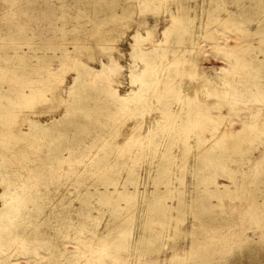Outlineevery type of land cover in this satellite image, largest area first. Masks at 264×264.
<instances>
[{
	"label": "rangeland",
	"instance_id": "374dc122",
	"mask_svg": "<svg viewBox=\"0 0 264 264\" xmlns=\"http://www.w3.org/2000/svg\"><path fill=\"white\" fill-rule=\"evenodd\" d=\"M171 50H186L201 78L175 63L161 71ZM237 71L258 75L250 94ZM158 73L199 88L219 131L264 119V0H0V264H264V208L252 207L263 201L264 125L213 148L218 129L198 108L196 129L176 136L171 121L137 139L160 106L190 108L150 91L135 104L128 89L162 86ZM218 77L241 95L207 97ZM129 126L139 144L124 147Z\"/></svg>",
	"mask_w": 264,
	"mask_h": 264
},
{
	"label": "bare ground",
	"instance_id": "6f19581e",
	"mask_svg": "<svg viewBox=\"0 0 264 264\" xmlns=\"http://www.w3.org/2000/svg\"><path fill=\"white\" fill-rule=\"evenodd\" d=\"M213 1V0H212ZM16 2V0H13V3H15ZM216 2V0H214V3ZM172 12V11H171ZM227 15H228V13H227ZM232 16V14L230 13L229 15H228V18L226 19V21L227 20H229L230 19V17ZM169 17H170V19H169V21L171 22V24L170 25H172V27H176L175 26V23L177 22V20H178V16H176V14L174 15V14H169ZM168 21V22H169ZM217 21H219V20H217ZM230 22L229 23H232L233 22V20H229ZM235 21V20H234ZM169 22V23H170ZM177 24V23H176ZM166 28L163 30V34H169L170 33V31H169V25H167V26H165ZM204 34H205V32H204ZM159 35H160V33H159ZM199 37V36H198ZM202 38V37H201ZM163 39V38H162ZM167 41V40H166ZM129 42H130V40H129ZM157 42V41H156ZM169 42H170V40H169ZM190 42V41H189ZM195 42V41H194ZM130 44H131V42H130ZM154 45V44H153ZM155 46V45H154ZM166 46V45H165ZM196 46V45H195ZM245 46V45H244ZM152 47V46H151ZM156 47V46H155ZM45 48H50L51 50L53 49V50H55V49H58L59 48V46H55V45H49V44H47L46 45V47ZM153 48V47H152ZM158 48V47H157ZM156 48V49H157ZM197 49V48H196ZM245 49V48H244ZM138 52H140V53H137L138 54V59H140V61H142V59H144V60H146V59H148V58H151L150 57V54L149 53H145L144 51H143V49H140V48H138ZM153 50V49H152ZM151 50V51H152ZM154 51H156V50H154ZM153 52V51H152ZM194 52V51H193ZM169 53H172L173 55V58H172V60H170V59H168V58H165V57H163L162 58V60L160 61V63L161 62H163L162 63V65H163V67H162V70L161 71H163V69H165V66L166 67H169L170 65H172L173 63H175V65L178 67V66H181L182 67V69H183V71H186L185 73L189 76V78H191L192 80L195 78V77H197V78H201V75H202V73H199L198 71H197V63H196V61H194V60H188L186 57H185V54L187 53V51L185 50V51H183V52H179V54L178 55H176L177 54V51H172L171 50V52H169ZM182 54V55H181ZM190 54H192L191 52H190ZM195 57V56H194ZM63 58H67L66 56H63ZM68 59V58H67ZM201 59V58H200ZM254 60V59H253ZM201 61V60H200ZM238 61H239V63L241 64V60L240 59H238ZM245 60V58L242 60V66H243V64H245L246 62H248V61H246ZM263 61V60H262ZM159 63V64H160ZM200 63V62H199ZM249 63L251 64V65H253L252 63H251V61H249ZM248 64V63H247ZM249 65V64H248ZM241 66V65H240ZM242 66H241V69H242ZM160 67V66H159ZM175 68V67H174ZM153 70V69H152ZM173 70V69H172ZM199 70H201V69H199ZM149 70L148 69H146V67L145 68H142V70H139V72L137 73V75H136V79L138 80V81H140L145 75H146V73L148 72ZM160 71V72H161ZM169 71V70H168ZM214 71H218L217 69H215ZM159 72V71H158ZM159 72V73H160ZM159 73H158V75H159ZM184 73V72H183ZM244 73V71L243 72H240V71H237V74H239L240 76H243L242 78H239L236 82V84L237 85H241V86H245L246 85V87L244 88L245 89V91H243L244 93H248V94H250V92L252 91V90H249V88H251V86H252V88H253V86H255L256 88L258 87V83H257V80H258V75L257 74H243ZM169 74V73H168ZM157 76V75H156ZM185 76V75H184ZM187 76V77H188ZM159 78L157 79V77H156V79H157V81H159V80H161V84H162V86L160 85V83H149V82H139V83H137V84H135V86L134 87H131V89L129 88L128 89V94L129 95H131L134 91V94L136 93V96L137 97H135V98H137L136 100H135V104L136 105H138V104H140V103H142V102H145V100H146V98L148 97V95H150L149 93L151 92V95H153L156 99H160V98H164V96H167V98H171V99H175V100H177V101H179V102H182L183 103V108H185V107H187V106H189L190 108H189V110H187V111H180V109H177V110H175V111H168L167 112V110H166V108L165 107H162V106H160L159 107V110H160V114H158V117H155V119L153 120V122H151L150 123V125L146 128V130H145V132L141 135V137H138L137 139H149L150 140V138L151 137H154V134H155V132H157V130H159V129H161V127L164 125V124H166V122H170L171 124H172V122H174L175 123V127H174V130H173V132H175L176 133V136H177V134H182L183 132H186L187 130L189 131L190 129H196V127L198 126L199 127V125H198V121L200 120L199 118H198V115H197V109L198 108H200V109H204V108H206V109H204V111H205V116L207 117V120L208 121H210V123H212L213 122V124H215V127L217 128V127H219V125L221 126L222 124H220L221 122H220V120H219V118H221V116L219 117V116H216L215 117V119L213 118V117H210L209 116V114H208V112H210V110L212 109L211 107H208V106H206L205 104H203V102H201V101H199V100H197L196 98H195V92L196 91H198L199 90V88H193L190 92H189V90H190V88H189V90L187 91H185L184 89H181V87H178V88H174L175 87V85H174V82H173V80L170 78V76H168V75H159L158 76ZM185 78V77H184ZM197 78L195 79V80H197ZM187 79V78H186ZM188 80H190V79H188ZM200 80H202V79H200ZM189 82V81H188ZM231 83H233V81L232 80H228V79H223L222 77H218L217 78V80H216V82H215V84H213L212 86H211V88H212V90H211V93L210 94H207L206 96L207 97H209V96H211V95H213V94H215V97H217V98H225L227 95H233V97L235 98V97H238L239 95H241V93H239L238 92V90H237V88L236 87H231ZM177 84V83H176ZM192 85V84H191ZM259 85L261 86V84H260V82H259ZM185 87V86H184ZM192 87V86H191ZM186 88V87H185ZM249 90V91H248ZM254 90V89H253ZM258 90V89H257ZM150 91V92H149ZM172 92V93H171ZM186 92V93H185ZM261 91H259L258 90V93H260ZM171 93V94H170ZM192 93L194 94V100H196L195 101V103H191L192 105H190L189 104V101H192L193 99L191 98V95H192ZM255 93H257V92H255ZM163 95V96H160V95ZM170 94V95H169ZM247 94V95H248ZM39 95H42L40 92L38 93V91H35V92H33L32 93V95H31V98H29L28 100H30V101H33V100H39L40 99V96ZM169 95V96H168ZM229 95V96H230ZM125 96L127 97V99L128 98H130V96H128L126 93H125ZM228 96V97H229ZM256 97V96H255ZM254 97V98H255ZM43 98V97H42ZM134 98V99H135ZM259 98H261V97H259ZM258 98V99H259ZM228 99V98H227ZM186 100V101H185ZM257 100V99H256ZM255 100V101H256ZM258 101V100H257ZM260 102H262L261 101V99L259 100ZM258 101V102H259ZM157 102V101H156ZM164 102V101H163ZM259 102V103H260ZM133 103V102H132ZM164 105H165V103H163ZM262 104V103H261ZM162 105V104H161ZM163 105V106H164ZM203 111V112H204ZM199 112V111H198ZM204 115V114H203ZM260 115H262V114H258V113H256V115H253V118H254V120H255V118H256V120L255 121H252V122H250V123H248V124H243L242 125V127L240 128V129H238V130H235V131H228L226 128H223V129H221L223 126H221V132L219 131V129H218V133L219 134H217V137L215 138V136H213L215 139H220L221 138V141H217V140H215V139H213V137H211L210 139H208V138H206V139H204V141H203V145L205 144V140H206V142L208 143V141L209 140H212V145H214L213 146V148H224V146H226L225 145V142L223 143V140L224 139H228V138H234V137H236L238 134L240 135V133H242V132H245L246 130H247V132L250 130V129H252L254 126H257L258 125V123L259 124H261V125H264V119H262V120H260V118H258V116H260ZM204 116V117H205ZM172 121V122H171ZM178 123H180L179 125H178ZM168 124V123H167ZM177 124V125H176ZM152 125V126H151ZM211 126V125H210ZM214 127V128H215ZM225 127V126H224ZM136 128V127H135ZM131 129H134L132 126H129V127H127V130H128V132H127V136H126V138H125V140L123 141V143H122V146L124 145V147L125 146H127V145H132V144H130V141H132V136H133V134H134V132H133V130L131 131ZM203 129V128H202ZM206 129V128H205ZM163 130V129H162ZM213 130V129H212ZM253 130V129H252ZM205 132H206V130H204ZM214 131V130H213ZM216 131V130H215ZM191 132H193V131H191ZM195 132V131H194ZM217 132V131H216ZM258 132V131H257ZM124 133V132H123ZM126 133V132H125ZM168 133V132H167ZM196 133V132H195ZM158 134V133H157ZM126 135V134H125ZM212 135V134H211ZM218 135H219V137H218ZM238 137V136H237ZM258 138V137H257ZM152 139V138H151ZM238 139V138H237ZM134 140V139H133ZM202 140V139H201ZM142 141V140H141ZM140 141V142H141ZM184 141V140H183ZM228 141V140H227ZM138 142V141H137ZM137 142H135V143H133V145H135ZM199 142H200V140H199ZM198 142V143H199ZM143 143V142H142ZM198 143H197V147L199 148L200 147V144L198 145ZM227 143V142H226ZM137 144H139V143H137ZM148 144V143H147ZM132 145V146H133ZM140 145H142L141 143H140ZM201 145H202V143H201ZM228 145V144H227ZM131 146V147H132ZM186 146H188L189 147V149H193V148H195V146H194V144H188V145H186ZM208 146H210V145H208ZM123 147V148H124ZM142 147H143V145H142ZM130 148V147H129ZM158 148V147H157ZM212 148V149H213ZM228 148V147H227ZM231 149V148H230ZM121 150V149H120ZM143 150V149H142ZM144 150H145V148H144ZM143 150V151H144ZM208 150V149H207ZM228 150V149H227ZM147 151H148V149H147ZM211 151V150H210ZM216 152V151H215ZM225 152V151H224ZM228 153H229V151H228ZM218 157V156H217ZM222 162H223V154H220L219 155V158H209V164L210 165H212V166H216V167H218L220 164H222ZM264 182V178L262 179V183ZM8 198V197H7ZM7 198H6V200H7ZM252 207L256 210V209H258V208H261V207H263L264 208V194H263V201L262 202H257V201H253V203H252ZM123 219H125V218H123ZM127 231V230H126ZM156 237H157V235H155ZM126 237V235L125 234H123V233H119V231H118V238H120V239H124ZM151 238H152V242H153V238H154V236H151ZM144 241V240H143ZM146 241H147V239H146ZM148 242H150V240L148 239ZM106 243H108V244H112L111 246H121V244L120 243H111L110 241H106ZM144 243H145V241H144ZM151 243V242H150ZM120 244V245H119ZM147 244V243H146ZM107 245V244H106Z\"/></svg>",
	"mask_w": 264,
	"mask_h": 264
}]
</instances>
